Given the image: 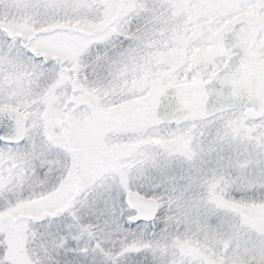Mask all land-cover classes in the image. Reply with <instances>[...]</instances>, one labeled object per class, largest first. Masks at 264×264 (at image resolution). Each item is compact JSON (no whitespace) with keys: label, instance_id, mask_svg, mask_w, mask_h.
Here are the masks:
<instances>
[{"label":"snow or ice","instance_id":"snow-or-ice-1","mask_svg":"<svg viewBox=\"0 0 264 264\" xmlns=\"http://www.w3.org/2000/svg\"><path fill=\"white\" fill-rule=\"evenodd\" d=\"M0 264H264V0H0Z\"/></svg>","mask_w":264,"mask_h":264}]
</instances>
